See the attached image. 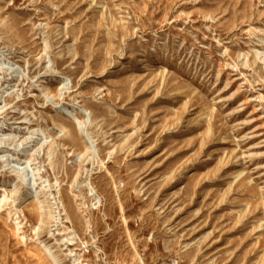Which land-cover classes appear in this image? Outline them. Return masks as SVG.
Here are the masks:
<instances>
[{
	"label": "rangeland",
	"instance_id": "374dc122",
	"mask_svg": "<svg viewBox=\"0 0 264 264\" xmlns=\"http://www.w3.org/2000/svg\"><path fill=\"white\" fill-rule=\"evenodd\" d=\"M0 264H264V0H0Z\"/></svg>",
	"mask_w": 264,
	"mask_h": 264
}]
</instances>
